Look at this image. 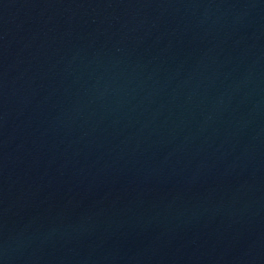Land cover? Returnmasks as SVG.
Segmentation results:
<instances>
[{
    "label": "water",
    "instance_id": "1",
    "mask_svg": "<svg viewBox=\"0 0 264 264\" xmlns=\"http://www.w3.org/2000/svg\"><path fill=\"white\" fill-rule=\"evenodd\" d=\"M0 264H264V0H0Z\"/></svg>",
    "mask_w": 264,
    "mask_h": 264
}]
</instances>
